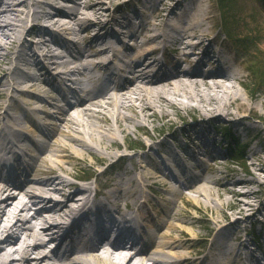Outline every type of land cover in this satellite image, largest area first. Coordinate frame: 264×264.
<instances>
[{
    "label": "bare ground",
    "instance_id": "obj_1",
    "mask_svg": "<svg viewBox=\"0 0 264 264\" xmlns=\"http://www.w3.org/2000/svg\"><path fill=\"white\" fill-rule=\"evenodd\" d=\"M107 1L0 0V90H8V94H11V88L17 87L21 91L20 100L17 102L12 98L6 107L4 121L0 111L2 166L7 163L11 153L28 152L27 146L23 145L22 140L25 139L21 131L28 125L31 111L39 112L33 106L40 107L48 97L43 94V84L46 85V81L53 76L46 66L45 70L41 68L44 72L38 75L35 72L24 75L12 71L8 66H2L5 56L14 54L15 59L9 60L12 64L18 59L26 61L24 65H27V61L31 59L25 52L24 42L27 41L28 34L32 31L44 32V39L38 40L42 45L37 49L30 48L31 55H39L40 48L39 51L43 52L45 59L53 67L62 68L58 73L63 75L61 84L67 86L68 81L72 83L68 84L70 90L67 89L63 94V105L61 101L54 100L57 112L53 117L58 122L53 124L51 119L52 121L44 126L46 136L50 138L48 147L53 150L43 155V146L46 149L47 143L37 141L41 155L31 156L34 160L31 169L21 172L13 170L8 174L0 169V264H192L187 252L191 249L189 245L197 241L198 237L193 230L184 226H170L171 233L159 229L151 231L146 241L141 243L126 244L117 241L109 247L107 242L88 245L94 234L91 224L88 223L87 227L82 229L83 237L88 240L85 241L86 245L74 244L73 228H68L66 221L70 222L76 216L86 213L93 205L98 204L100 210L108 208L104 203H96V200L92 199L93 189L90 184L80 185L66 178L64 174L70 173L67 166L69 160L66 158L85 161L86 154L103 151L105 156L100 158L110 161L106 163L107 170L114 168L124 159L114 150L118 134L126 135L136 127L147 126L157 114L161 115L163 121L176 127L177 122L172 118L174 113L168 111V108L173 109L175 113L178 109L191 110L194 114L200 112V117L204 116L209 120H221L223 116L224 119H239L242 112L253 115L256 111L254 103L242 98L236 87L242 76L231 69L232 58L226 54L222 55L213 46L206 44L209 39L207 32L211 28L208 23L212 19L209 9L202 5L188 7L184 3L186 0H161L154 18L133 29L129 23L115 15L116 11L111 14L110 19L105 20L108 14L104 12L103 7L107 5ZM112 1L114 0H109L111 3ZM123 35L133 41V48H130V42L121 40ZM37 36L41 37V34ZM52 42L59 43L62 51L56 52ZM169 47H174L176 54L168 60V70L160 80L153 82L145 75L138 76L131 67V63H136V66L140 63L141 70H148L162 61L155 53L165 54ZM69 48L79 54L77 60L66 62L65 55L69 54ZM145 55L150 57L143 61ZM92 59L93 65L108 62L110 67L117 64L115 60L121 61L128 66L129 77L124 81L112 80L104 72L92 68ZM68 94L72 96L69 97ZM251 97L255 95L252 94ZM11 109L14 113H10ZM41 118L40 115L39 120ZM203 127V124L199 126ZM52 129L57 131L54 143L49 134L53 132ZM10 133L16 138L7 139ZM182 135L184 134L177 132L167 134L160 143L169 147L172 145V141L168 140L170 136L179 138ZM190 136L191 133L188 137ZM152 139L148 150L140 154L141 157H147L150 150L153 151L148 156V162L137 161L136 165L142 167L141 172L132 175L128 173L131 170L127 168V173L118 176V189V185L125 188L124 196L118 198L120 206L124 205L126 208L130 200L137 212H146V205H139V201L150 200L148 198L151 195H148L144 191L146 188L141 185L133 187L132 184L151 179H154L153 183H157L167 178L162 172L155 173L150 166L152 159L157 158L159 141L157 138ZM136 153L134 152L133 156ZM131 164L133 163L128 162L127 165ZM167 165L170 166V163ZM216 165L217 162L213 161L209 168L213 169ZM173 172L171 167L165 171L167 175H173ZM190 174L188 180L181 179V186L171 189L170 194L173 197L166 206L168 210L169 204H173L171 210H168L171 215L178 209L177 196L182 199L185 190H190L196 197L204 198L206 204L214 203L216 198L224 197L225 193L234 196H246L251 193V190L242 192L226 185L218 187L217 182H214L219 181L221 177L213 179L215 175L208 182L201 183L199 180L205 175L203 172L192 170ZM253 178L252 181L257 182V177ZM239 180L247 182L243 178ZM115 189L110 193L111 196L118 192V189ZM155 189L157 190V187ZM77 193L81 195L78 196ZM25 196L29 197V201L24 200ZM132 196L136 199L132 200ZM38 199L45 201L44 207L35 209L28 216L25 215L24 211L31 210V206L37 204ZM236 204L239 213L244 216H236L233 221H222L226 211L221 208L216 210L217 215L210 220L211 226L216 228V238L211 239L212 248L218 250V255L214 261L207 264H247L243 259L238 262L233 260V254L238 247L231 240L235 236L240 238L243 230H237L234 236L231 229L253 221L261 210L252 217L248 212V207L252 206L249 200L236 198ZM120 209V214L125 215V209ZM181 211H177L175 216H181ZM166 220L162 219L158 228L169 223ZM137 223H142V219ZM124 231L129 238L134 230L130 228ZM229 233L231 235L228 237ZM105 234L104 232L103 235ZM61 237L64 238L60 241L58 249L48 251L50 245ZM68 238L71 242L61 252ZM129 241L135 240L129 238ZM206 257L207 254H204L197 260L204 264ZM250 263L262 264L254 257L250 259Z\"/></svg>",
    "mask_w": 264,
    "mask_h": 264
},
{
    "label": "rangeland",
    "instance_id": "obj_2",
    "mask_svg": "<svg viewBox=\"0 0 264 264\" xmlns=\"http://www.w3.org/2000/svg\"><path fill=\"white\" fill-rule=\"evenodd\" d=\"M159 1L161 0H114L111 3L108 0L106 2L107 5L103 7L104 12L108 14L105 20L110 19L111 14L116 11L115 15H117V17L122 21L129 22L131 20L139 26L140 24L144 25L156 15ZM184 3L187 4L188 7L202 5L211 11L210 15L212 16V19L208 23L211 28L207 32V37L217 34L219 35L218 42H212V46L217 50L219 47H222L223 51L228 49L225 54L230 56L229 58H232L233 60L234 67L232 66L231 69L234 72H238L242 76L241 81L236 84V87L239 89L242 98H245L247 102L250 100L251 103H254L256 111L253 113V115L248 112H242L239 115V119L237 117L234 119L225 117L224 119L223 116L221 120H209L208 118H204V116L200 117V112L194 114V112L191 110L185 111L178 109L177 113H175L173 109L168 108V111L174 113L172 118L177 122L176 127L163 121L161 115L157 114V116L151 118V123L147 124V126L136 127V129L129 131V133L126 135L118 134L117 143L115 145V147L118 146V148L114 147V150L115 153L117 152L118 155H122L124 157L123 164H127L128 162L136 163L137 161L139 162V160H144L145 163L148 162V156H150L153 151L150 150V153H148L147 157H141L140 154L148 150V147L153 141L152 138H157L156 140H159L157 143V152H159V149L161 150L163 148L162 146L164 145L160 143V141L163 140L167 134H173L174 132L186 134L188 130V132L191 133L196 131L198 133L201 131H212L213 136L219 134L222 135L225 133L231 134V139L224 138L226 145H228L227 142L229 143L230 150H222L220 158H215L220 162L216 161L217 165L213 169L206 168L207 170H203L198 166H195L196 168L194 166L191 167H194L192 168L193 170L196 169L199 172H203L205 174L201 180H199L201 183L208 182V180H210V178L212 179V176L215 175L213 179L221 177L219 181L215 180L214 182H217L218 187H223L226 185L227 187H234L236 190H242V192H245V190H251V193L247 194L246 196L245 194L234 196L231 193H225L224 197L216 198L214 203L210 202L206 204L204 198L196 197L190 192V190H185L182 199L180 196H177L176 203L178 209L173 213V215H171L170 211H168L171 210L173 205L172 203L169 204V208L166 211L167 215L165 213V209H167L166 206L173 197L170 194L172 192L171 189L179 187V181L177 182L174 180L172 176H170V180L161 179L156 186L158 190L154 191L157 193H152L151 196V207L154 206L158 214H161V212L163 214L165 213V218H167L166 222H169L163 225L162 228H160V231L163 230L165 232L171 233L169 227L178 225L193 230V233L196 234L198 239L189 245V248L191 249H189L187 252L188 255L192 257L191 259H195L199 257L198 255H201V253L205 252V250L208 251L210 249L207 244V239L209 236L214 238L216 234L214 233L216 228L211 226L210 220H213L215 215H217V209L222 208L226 211L225 216H222V221H233L236 216H244L243 214L239 213V209H237L238 206L236 204V198L243 200L247 199L252 203V206L248 207L250 216L253 217L254 213H257L259 209L261 211L257 213V216L253 221H247V223H244L243 225L239 224V227L231 229L232 233L235 235L237 230L249 231L252 223L261 222L262 225L255 224V231L257 233L262 232L264 235V224L262 223L264 222V0H186ZM179 13L180 11L177 12V14ZM126 18H129V20ZM39 34H41V37L37 36ZM42 34H44V32L37 33L32 31L28 34L27 41L24 42L26 43L25 52L27 53L28 57L31 58L29 61H27V65H24L26 61L22 62L23 60L18 59L14 64H12L9 60L15 59V55L9 54L5 56L2 66H8L12 71H18L24 75H27V73L31 72H35L38 75V73H40L46 66L48 67V70L50 69L53 75L57 76V73H59L61 67H53L45 59L43 52L41 50L39 51L40 48L38 49L39 55L37 54L36 57L31 55L30 48L37 49L39 45H42L38 41L44 39L42 36H45V34ZM125 39L126 42H130L131 47L133 41L128 38ZM1 40L4 41L3 39ZM210 40L207 39L206 44L209 43ZM52 46L56 49V52L62 51V47L59 45V43L56 44L52 42ZM65 57L67 60L71 58L69 54H66ZM42 67L43 69L41 70ZM44 70L42 72H44ZM1 77L2 76H0V78ZM46 82L47 85L43 84V94L44 96L49 97L45 98L47 103L44 102V104H41V107L50 112L51 115L57 111V106L52 104L54 99H59V101L62 99L61 88L59 89L61 84H58L55 79H49ZM67 84L72 83L68 82ZM8 93V90H0V111L3 114L1 117L3 120L6 116V107H8L11 99L13 98L18 102V100L21 98V91L17 89V87H12L10 91L11 94ZM252 94L255 95L256 98L251 97ZM61 104L63 103L61 102ZM9 111L10 113H14V110L12 109ZM41 115L44 117V120L47 122L50 121L51 118L49 117V114ZM241 119L242 121H239ZM52 120L51 121L53 124L58 122L54 118ZM201 124L205 125L202 130L199 128ZM27 128L29 132L35 133V136H40V134L35 132V130H33L31 127ZM52 130L53 132L51 131L49 134H51V138L54 143V139L57 137V131L55 129ZM41 136H43V134H41ZM43 138L44 143H47V150L45 149V146H43L42 154L44 155L53 149L48 147L50 138ZM168 140L172 141L173 137L170 136ZM237 140L240 142L239 146H242L245 151L242 161L234 160L228 156L231 148L235 145ZM132 145L138 147L134 150H128V147H133ZM245 145L247 146L245 147ZM134 152H137L135 156H133ZM102 153L99 151L95 152V154L88 153L86 154L85 161L77 158L70 159L68 157H64L69 160L67 166L70 170V173H65L64 175L72 182L76 181V183H82L80 185L85 183L81 182L80 179L78 180L77 178H84L87 175L97 178L99 176L98 172L105 170L107 168L106 165L110 162L107 159L103 160L100 158V156H105V154ZM207 159L210 161L209 158ZM191 163L194 164V161H191ZM241 163H244V165L242 166ZM144 172L147 173V171ZM255 176L257 177V182L252 181L254 179L253 177ZM180 178H182V176H180ZM240 178H243L244 180L246 179L247 182L244 183L240 181ZM258 181L260 183H258ZM142 182L143 184L147 185V187H149L151 184H154L152 179L148 182ZM113 186H116V184ZM107 189L109 190L106 192V194L112 191L110 188ZM117 193L118 194L113 195L112 197H107V199L112 204L118 202V198L122 196L120 191ZM55 196L59 197L56 194ZM131 198H133L132 200L136 199L135 196H132ZM24 200L29 201V198L25 196ZM38 202L39 203L37 206H31L32 209L24 211V214L28 216L32 214L35 209L42 208L45 204V201L42 202L41 199H38ZM179 210H182L181 216L176 217L175 214ZM230 235L231 233L228 234V237ZM258 245L263 246V241H260L259 239L256 246L252 245L254 249H256V255L262 258V251H260L261 247L259 248ZM235 246H239V241L237 244H235Z\"/></svg>",
    "mask_w": 264,
    "mask_h": 264
}]
</instances>
